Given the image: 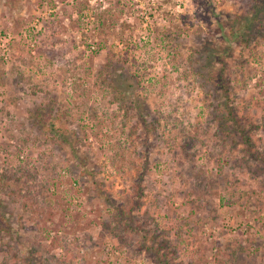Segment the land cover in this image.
Wrapping results in <instances>:
<instances>
[{"label": "rangeland", "instance_id": "374dc122", "mask_svg": "<svg viewBox=\"0 0 264 264\" xmlns=\"http://www.w3.org/2000/svg\"><path fill=\"white\" fill-rule=\"evenodd\" d=\"M198 1L0 0V173L11 224L0 232V264H157L37 128L31 113L52 100L84 133L87 167L114 201L128 203L143 171L141 213L181 264H264V173L216 138L211 100L190 71L191 39L216 36L213 20L200 29ZM209 1L243 11L240 0ZM233 45V103L264 148V38ZM108 52L141 80L147 129L97 78Z\"/></svg>", "mask_w": 264, "mask_h": 264}, {"label": "trees", "instance_id": "16d2710c", "mask_svg": "<svg viewBox=\"0 0 264 264\" xmlns=\"http://www.w3.org/2000/svg\"><path fill=\"white\" fill-rule=\"evenodd\" d=\"M198 2L205 24L200 29L204 32L211 27L213 20L216 36L209 37L206 30L204 34L195 35L191 39V54L188 57L191 74L211 100L216 138L222 141L229 139L235 148L240 146L239 152L247 157L249 163L258 165L264 173V148H259L253 138L256 125L239 115L233 103L234 91L229 77L232 65L229 60L234 53L233 44L247 47L264 38V0H240V7L243 8L240 13H220L215 11L211 1ZM127 63V59L115 57V54L108 52L96 76L115 100L121 103L129 100V105L136 112L141 126L147 129L151 123L147 118L149 114L145 99L139 93L141 80L127 70ZM30 117L46 139L61 150L65 149L75 159L82 174L91 181L90 190L93 196L112 208L110 215L117 223L116 228L120 226L124 232L138 235L142 250L155 263L181 264L177 260L176 249L171 240L159 232L156 223L150 226L145 213H141L145 197L143 171L138 175L139 179L135 182L131 199L127 204H120L114 201L103 181L98 180L93 171L88 169L87 155L83 151L84 133H80L81 129L78 127L68 125L60 107H55V100L36 106ZM5 184V176L0 173V232L10 233L11 224L3 210L5 199L2 196L6 194ZM32 258L27 259V264H35Z\"/></svg>", "mask_w": 264, "mask_h": 264}]
</instances>
